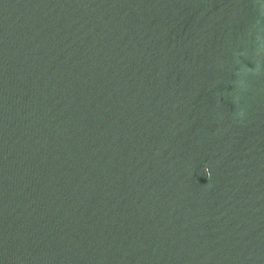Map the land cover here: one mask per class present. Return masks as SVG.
I'll use <instances>...</instances> for the list:
<instances>
[{"label": "water", "instance_id": "1", "mask_svg": "<svg viewBox=\"0 0 264 264\" xmlns=\"http://www.w3.org/2000/svg\"><path fill=\"white\" fill-rule=\"evenodd\" d=\"M0 264H264V0H0Z\"/></svg>", "mask_w": 264, "mask_h": 264}]
</instances>
